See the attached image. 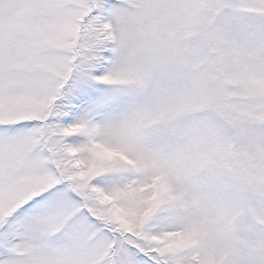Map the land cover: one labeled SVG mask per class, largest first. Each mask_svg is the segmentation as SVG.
<instances>
[{
  "label": "snow or ice",
  "instance_id": "6c2138e0",
  "mask_svg": "<svg viewBox=\"0 0 264 264\" xmlns=\"http://www.w3.org/2000/svg\"><path fill=\"white\" fill-rule=\"evenodd\" d=\"M0 264H264V0H0Z\"/></svg>",
  "mask_w": 264,
  "mask_h": 264
}]
</instances>
